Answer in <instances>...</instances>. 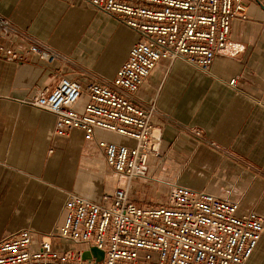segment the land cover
I'll return each instance as SVG.
<instances>
[{"label":"crops","instance_id":"crops-1","mask_svg":"<svg viewBox=\"0 0 264 264\" xmlns=\"http://www.w3.org/2000/svg\"><path fill=\"white\" fill-rule=\"evenodd\" d=\"M243 2L246 19L230 26L242 52L215 56L209 75L160 60L140 87L139 97L155 102L160 157L149 158L145 178L129 184L136 206L163 205L175 185L264 217V0ZM0 16L71 61L63 68L34 55L16 62L0 54V240L29 229L36 245L61 225L69 193L109 206L125 184L107 168L97 141L134 143L98 130L88 141L77 129L55 136L54 116L30 101L62 76L82 86L109 83L138 34L83 0H0ZM0 45L23 53L14 38L0 37ZM85 100L83 94L74 109L81 112ZM248 263L264 264V231Z\"/></svg>","mask_w":264,"mask_h":264},{"label":"built area","instance_id":"built-area-1","mask_svg":"<svg viewBox=\"0 0 264 264\" xmlns=\"http://www.w3.org/2000/svg\"><path fill=\"white\" fill-rule=\"evenodd\" d=\"M83 1L135 31L137 41L109 83L92 79L82 86L62 76L30 104L54 116L55 136L77 129L88 141L98 130L133 141L131 147L97 141L107 168L125 184L113 190L109 206L69 193L63 221L49 237L34 245L31 231L22 229L0 240V264H249L264 231L263 216L238 214L235 202L175 185L161 206L138 207L128 195L129 184L145 178L147 160L160 157V133L151 123L155 102L138 95L144 80L160 60L182 61L209 75L215 56L242 52L230 39V26L246 19L243 0ZM0 37L23 47L18 54L0 45V54L11 61L34 55L47 64L71 66L2 16ZM83 94L78 112L74 106ZM91 247L102 252L100 261L82 259Z\"/></svg>","mask_w":264,"mask_h":264},{"label":"water","instance_id":"water-1","mask_svg":"<svg viewBox=\"0 0 264 264\" xmlns=\"http://www.w3.org/2000/svg\"><path fill=\"white\" fill-rule=\"evenodd\" d=\"M94 258L95 261H100L102 258V252L97 250L94 247H91L89 251H85L82 254V259L83 260H90L91 258Z\"/></svg>","mask_w":264,"mask_h":264},{"label":"rangeland","instance_id":"rangeland-1","mask_svg":"<svg viewBox=\"0 0 264 264\" xmlns=\"http://www.w3.org/2000/svg\"><path fill=\"white\" fill-rule=\"evenodd\" d=\"M163 200H164V197L163 196H159L158 197V201H163ZM153 201H155L154 198H153Z\"/></svg>","mask_w":264,"mask_h":264}]
</instances>
